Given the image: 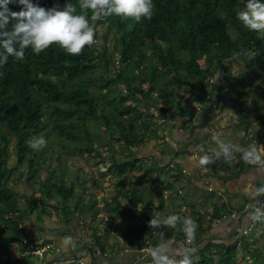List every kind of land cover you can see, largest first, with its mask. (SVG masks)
Instances as JSON below:
<instances>
[{"label": "trees", "instance_id": "1", "mask_svg": "<svg viewBox=\"0 0 264 264\" xmlns=\"http://www.w3.org/2000/svg\"><path fill=\"white\" fill-rule=\"evenodd\" d=\"M38 3L46 8H63L70 3L77 12H86L95 29L94 42L85 45L77 55L65 52L58 44L38 54L27 48L22 59L9 56L0 64V243L3 251H7L10 243L21 240L25 234L20 227L21 221L38 208L34 193L27 190V183L37 182L46 206L55 198V193L59 195L57 205L64 208L63 221L68 219L70 209L76 211L75 204L72 208L67 205L73 187H64V176L60 175L59 183L53 172L40 178L39 166L45 161V145L34 149L29 143L41 132L45 137L49 124L67 141L74 143L85 139L79 151L91 153L95 147L86 118L103 121L109 131L108 137L122 143L128 153L117 158L96 149L93 155L89 154L91 157L98 155L101 164L104 163L105 170L101 173L123 175L135 169L140 172L137 183L148 180L153 184L160 179L162 166L157 159L154 165L146 168L144 165L150 156L142 154L141 147L145 139L158 136L154 116L172 127L176 126L178 117L181 119L178 125L191 134L194 131L191 123L197 112L194 105L198 104L202 110V124L208 123L215 110L224 106L222 100L227 82L223 76L235 62H241L244 71L240 76L231 75L233 84L228 88V104L225 105L236 111L233 116L236 127L248 130L251 119L246 112L250 87L247 76L249 73L264 74V35L247 28L236 10L237 5L246 6V0H153L151 18L140 20L121 15L96 19L91 9L80 8V0H38ZM9 7L19 10L21 5L12 3ZM229 25L235 29V35L231 34ZM100 38L102 41L98 42ZM113 53H116L115 59ZM97 68L99 72L96 73ZM163 74L169 79L161 92H155L154 98L158 100L144 101L145 108L139 107L138 101L149 98L156 88L157 78ZM91 84L106 90V98L111 95L107 98L109 104L118 101L123 105L118 108L112 104V108L105 111L97 97L89 93L88 85ZM175 85H179L180 90L177 96L172 95ZM130 99L131 103L126 104ZM261 121L263 130L256 133L264 135V117ZM10 139L14 141L15 165H19L17 180L24 181L20 191L7 180L12 174L11 166H6ZM192 142L190 139L187 145ZM200 144L208 150L203 141ZM173 153L164 164L173 171L176 186L188 193L192 184L182 174V165L175 160L177 153ZM150 172L154 176L147 179ZM130 196L131 206L124 208V212L136 216L144 240L143 232L151 225V206L135 192ZM141 201L142 207L138 209ZM176 214L181 220L174 223L172 230L183 236L184 215L178 211ZM81 218L76 220L82 222ZM95 242L103 247L99 237ZM235 245L222 246L217 264H238ZM244 247L246 249L247 245ZM192 264L211 263L201 260Z\"/></svg>", "mask_w": 264, "mask_h": 264}, {"label": "crops", "instance_id": "2", "mask_svg": "<svg viewBox=\"0 0 264 264\" xmlns=\"http://www.w3.org/2000/svg\"><path fill=\"white\" fill-rule=\"evenodd\" d=\"M164 127L165 131L158 133L157 139L162 136L161 134H167L166 138L177 143L176 146L172 143L164 163L174 154L173 152L177 153L175 160L187 170L182 174L192 184L188 193L176 186L173 171L160 162L158 157L161 153L158 148L151 147L147 149V154H144L150 156V160L151 157H156L162 166L159 170L160 179L153 184L148 180L137 183L140 172L135 169L123 175L101 173L105 170V166L101 164L97 168L99 172L97 178H92L90 186L87 183L86 187H82L78 200L67 201L69 208L76 205V211L70 209L67 212V220H62L64 208L57 205L58 198L51 199L49 206L39 207V210L37 208V211L34 210L21 221L20 227L25 233L21 240L10 243L7 251H3L0 243V262L2 264H77L70 260L80 257L84 264H129L139 254L140 247L145 241L149 240L154 249L161 250V256H166L175 264H180L184 259L185 250L189 248L197 250L193 254V263L204 260L207 263L217 264L222 246L233 243H236L237 263H247L242 260V251L246 252V250L253 252L251 258L255 259L254 263H259V256L264 254V206L259 205L260 201L264 202V156L257 162H249L245 159L241 161L238 158L236 161L239 163L231 165L228 161L231 156L224 155L222 151L219 154L215 151L219 149L218 144L206 147L208 140L202 137L203 130L196 136L193 133L190 137L193 142L187 145L188 137L182 134L181 127L178 128L177 124L171 129L169 127L172 126ZM225 129H229L226 130V135L231 136L233 129L223 127V132ZM194 131L197 132L199 129L195 128ZM229 138L227 137V140ZM202 141L208 150L201 148ZM249 142L248 139L247 148ZM211 150L215 151L210 157L211 162L202 165L200 157L209 155ZM240 154L242 155L241 151L233 150L231 155ZM150 160L144 165L146 168L151 165ZM92 170L95 171L93 166ZM153 176L150 172L146 178L151 179ZM110 177L114 179L111 185L114 190L99 195L97 192L101 190L100 188L106 186L104 180ZM102 183L104 187L101 186ZM124 192L128 196L123 195ZM134 192L141 200L149 202L151 206L149 219L160 221L157 225L151 224L149 229L143 232L144 240L140 236L141 230L136 223V216L124 212V208L131 206L129 194ZM135 200L139 201L136 198ZM140 203L138 209L142 207L143 202ZM245 205L249 206L247 210H243ZM177 211L183 214L184 218H191L197 224L195 238H192V242L188 245L184 242L187 233L178 236V232L172 230L174 224L163 223L164 218L176 214ZM231 211L240 213L239 227L247 225L251 220L255 221L252 236H242L239 227L230 219H223L217 223L213 221L221 213ZM80 217L82 222L76 220ZM253 235H255L254 240H252ZM66 237L70 238L67 242L64 240ZM97 237L103 247L97 246L95 242ZM22 239H27V242L24 243ZM35 248H44L41 256L31 252L25 253ZM142 263L156 264V258L152 255L137 264Z\"/></svg>", "mask_w": 264, "mask_h": 264}, {"label": "rangeland", "instance_id": "3", "mask_svg": "<svg viewBox=\"0 0 264 264\" xmlns=\"http://www.w3.org/2000/svg\"><path fill=\"white\" fill-rule=\"evenodd\" d=\"M244 7L246 6L237 5L236 10L239 12ZM229 30L232 35L236 34L235 29L231 25H229ZM100 39H97V41L101 42L102 39L101 40ZM113 54H114V59H115L116 53H113ZM98 69L99 68L95 70L96 73L99 72ZM243 71H244V66L242 65V63L235 62L230 67V70L227 72V74L223 76L225 78V81L227 82L226 89L223 92V100H222L223 103L222 104L224 106H222V109L215 110V112L212 114L213 116L211 115L212 117L210 118L211 120L208 123L202 124V122L200 121L203 118L200 115L202 110L198 107V104L193 103L195 104L194 106L197 107V112L191 124L194 129L195 128L199 129V131L197 132L192 131L190 134L188 130H185L184 128L181 129L180 125H178L181 119L177 117L176 119V122H178L177 126L182 131V134L188 137L187 138L188 141L190 140V137H192L193 133L195 134L194 136H196L197 133L201 134L200 131L203 130L204 135L202 137L208 140L207 143L205 144L206 147H210V145L217 144L215 141V137L219 135L222 139H225V140H227V137H230L229 139L231 141L229 139L227 141L229 143H232L238 146L237 149H234L235 152L240 151L241 148H247L246 143L248 139L250 141L248 143V148L258 147L260 145L264 146L263 133L262 132L256 133L257 130L259 131L263 130V123L261 119L264 117V74L260 73L257 75H251L249 73L247 76V78L250 81L249 83L250 87H249V92L246 95V101H247L246 102L247 104L246 112L249 114V118L251 119V125L248 130H244L246 133L245 135H242V129H238L236 125L233 123L234 122L233 116L234 114L236 115V111H234L231 108H226V105H225V103L228 104L227 102L228 88L233 84L231 81V75L240 76ZM111 74L114 75V73H111ZM168 79L169 77H167L166 75L164 74L160 75L155 82L156 88L154 92L149 96L147 100H143V99L139 100L138 101L139 107L144 106V101H147V103H153L157 101L158 98H154L156 97L154 96L155 92L157 93L161 92L162 88L164 87ZM175 86L174 88L176 89H174L172 92L173 96H177L180 93V90L178 88L179 85L176 87ZM144 87H147V85L145 84ZM207 89H209V87ZM88 90L90 94H93L95 97H97L98 102L101 105H103V109L105 111L107 109L112 108V104H116L118 108H120L123 105L119 103L118 101H113V103L109 104L107 101V98H110L111 95L109 97L107 96L106 98L107 91L97 88L95 84L88 85ZM121 92L125 93V90L122 89ZM125 103L126 104L131 103V99ZM166 118L168 119V117ZM153 120L157 121L158 133L160 132L162 133L165 131L164 126L166 127L170 126L168 125L167 122H162V119L156 116L153 117ZM158 121L160 122L158 123ZM86 126L88 127L90 131V139L92 140L91 143L93 147H95V150L97 149L98 151L105 153L106 156H110L111 154L116 155L117 158H119L123 154L128 153V149H125L122 143L116 142L115 140L108 137L109 131L107 130L103 121L94 119L92 117H87ZM223 127H226V128L230 127L231 129H233L232 135L231 136L226 135L227 134L226 130H229V129H225L223 132ZM171 128L173 127H169V129ZM46 130L47 132L44 137L45 140L47 141L45 144V161L39 166L40 167V173H39L40 178H45L49 172H53L54 175L58 178V183H59L60 175L64 176L63 178L64 187L65 186L70 187L71 185L73 187L72 189L73 195L69 196L67 198V201L68 202L77 201L78 198L81 196V193L79 192L81 191L82 187H86L87 183H89L88 186H90L92 178H97L99 174V172H97V168L101 166L100 157L98 155L94 157H91L89 155V154L93 155L92 153H95V150H92L91 153L79 151L80 147L86 143L85 139H82L80 142H74V143L67 141L63 137L59 136L56 131L52 130L50 127V124L48 125ZM249 133L254 136V137L252 136V139H250L249 136H247L249 135ZM161 135L162 136H160V138L158 139L157 138L145 139L142 144L141 151H143L142 154H147L146 152L147 149L151 147L158 148L159 152L161 153L158 158L160 159L161 163H164V161L167 158L166 156L169 153L168 152L169 148H172V143H173V146H176L177 143L171 142L169 138H166L165 135L167 134L165 135L161 134ZM39 136H42V132L37 134L35 137H39ZM13 146H14V141L13 139H10L8 146H7L8 159H7L6 166H11L10 168H12V174L7 178V180L10 184H12V186L16 188L17 191H20L21 187L24 184V181L17 180V176L19 175V165H15V154H14ZM212 155H213V152H209V156L211 157ZM230 156L231 158L228 161L231 163V165H234L233 161H236L238 158L239 160L243 161L241 154L240 155H230ZM235 156H237L236 159H235ZM156 160H157L156 157H152V159L150 160L151 165ZM92 166L94 167L95 171L92 170ZM23 167L24 165L22 166V168ZM89 171H91V173ZM104 181H105L106 186L104 187V184L102 183L101 186L104 188H100L101 190L97 192L99 195H103V194L108 193L109 191L112 192L114 190L113 187H111V185L114 182V179L112 177H110L107 180L105 179ZM121 186L124 187L123 185ZM27 187H28L27 190L29 192L32 191L34 193L35 200L38 206L37 210H39V207H46L45 205L46 200L41 199V196H42L41 188L37 184V182L27 183ZM122 187H120V189ZM123 195L128 196V194H123ZM55 197L59 198V195L55 193ZM119 198H121V195L119 196ZM80 228H82V225ZM255 235H253L252 240H254L253 238ZM242 252H243L242 255L247 254L251 256V254L249 253L250 250H246V252L245 251H242ZM259 258H260L259 263H244V264H264V254L262 256H259ZM238 264H243V263H238Z\"/></svg>", "mask_w": 264, "mask_h": 264}, {"label": "clouds", "instance_id": "4", "mask_svg": "<svg viewBox=\"0 0 264 264\" xmlns=\"http://www.w3.org/2000/svg\"><path fill=\"white\" fill-rule=\"evenodd\" d=\"M21 5L19 10H12L9 5ZM153 0H80V8L92 10V17L100 19L109 15L132 17L136 20L151 18L153 14ZM238 18L243 24L264 35V0H246V7L238 12ZM95 29L90 24L86 12H77L66 3L63 8L45 7L38 0H0V64L5 63L9 56L22 59L25 50L31 48L34 53H40L52 44H58L65 52L77 55L85 45L94 42ZM219 149L215 150L230 156L238 146L229 143L220 136L215 137ZM43 136L34 137L29 143L32 148L40 149L46 144ZM242 159L257 162L264 156V146L241 148ZM211 162L209 155L200 157L202 165ZM181 217L170 214L163 223L174 224ZM152 225L160 223L157 219L150 220ZM197 224L191 218H183V230L191 238H195ZM70 239L64 238L65 242ZM27 240V239H26ZM166 247V246H165ZM195 248L185 250L184 259L180 264H192ZM160 249H154L152 255L156 264H175L166 256L160 255Z\"/></svg>", "mask_w": 264, "mask_h": 264}, {"label": "built area", "instance_id": "5", "mask_svg": "<svg viewBox=\"0 0 264 264\" xmlns=\"http://www.w3.org/2000/svg\"><path fill=\"white\" fill-rule=\"evenodd\" d=\"M159 122L160 121H158V123ZM245 134H246L245 131L242 130V135H245ZM247 136H249V138L252 139V135L250 133ZM233 163L235 165V164H238L239 162L238 161H233ZM172 166H173V163L170 164V167H172ZM181 172L184 174V173L187 172V170L182 167L181 168ZM178 192H180V191L178 190ZM259 205L263 207L264 206V202L263 201H260L259 202ZM248 208H249V206L248 205H245L243 207V210H247ZM223 219H230L233 222V224L236 225V226H238L240 224V221H241L240 213L238 211H231V212L221 213V215L215 217L213 219V221L215 223H217V222H219V221H221ZM254 229H255V221L254 220H251L247 225H244V226L239 227V230H240L241 235L242 236H247V237L252 236V233H253ZM22 241L24 243L27 242L26 239H22ZM184 242L188 245V244H190L192 242V238L189 237V236H186V237H184ZM153 250H154V246L151 244V242L149 240H146L145 243H144V245H142L140 247L139 254L129 264H137V263H140L141 261H143V260L151 257L152 256V253H153ZM43 251H44V248H35V249H32L31 251H27L25 253H30L31 252L32 254L35 253V254L41 256ZM243 255H242V260L243 261H246L247 263H252V258H251L250 255H247V254H243ZM70 261H72V262L74 261L77 264H84V261L80 257H78V258H72Z\"/></svg>", "mask_w": 264, "mask_h": 264}]
</instances>
